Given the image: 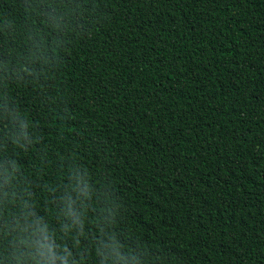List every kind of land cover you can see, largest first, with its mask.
<instances>
[{"label":"trees","instance_id":"trees-1","mask_svg":"<svg viewBox=\"0 0 264 264\" xmlns=\"http://www.w3.org/2000/svg\"><path fill=\"white\" fill-rule=\"evenodd\" d=\"M0 264H264V0H0Z\"/></svg>","mask_w":264,"mask_h":264}]
</instances>
